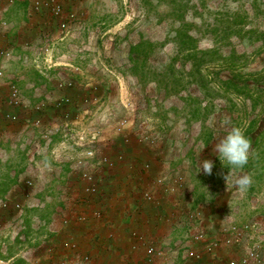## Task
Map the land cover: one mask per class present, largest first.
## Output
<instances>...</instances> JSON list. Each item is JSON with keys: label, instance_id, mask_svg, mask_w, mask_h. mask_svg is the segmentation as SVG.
Instances as JSON below:
<instances>
[{"label": "rangeland", "instance_id": "obj_1", "mask_svg": "<svg viewBox=\"0 0 264 264\" xmlns=\"http://www.w3.org/2000/svg\"><path fill=\"white\" fill-rule=\"evenodd\" d=\"M41 1L43 35L32 44L45 51L26 46L10 51L0 105L8 104L5 96L14 85L21 102L18 109L10 106L9 120L25 129L10 147L23 165L22 222L36 223L45 212L47 258L56 251L51 228L62 233L87 216L102 220L104 178L127 172V151L121 148L138 152L140 145L145 148L140 154L156 158L151 164L130 160L146 184L140 201L156 206L161 213L154 221L164 229L183 228L180 238L188 237L190 212L177 203L191 198V183L199 199L225 200V213L207 223L210 230L264 219V0ZM139 42L140 58L131 60V47ZM224 120L241 127L250 140L247 168L233 171L212 152ZM205 158L214 161L211 175L198 171ZM228 172L250 174L253 182L241 192L226 184ZM112 185L115 194L129 190L123 183ZM167 194L177 203L172 205ZM113 196L123 213V195ZM194 225L203 227L201 218ZM145 236L164 252L154 264H171L165 241ZM77 246L64 238L59 250L78 253L73 264H89L81 257L93 255H80ZM140 251L125 256L134 262Z\"/></svg>", "mask_w": 264, "mask_h": 264}, {"label": "crops", "instance_id": "obj_2", "mask_svg": "<svg viewBox=\"0 0 264 264\" xmlns=\"http://www.w3.org/2000/svg\"><path fill=\"white\" fill-rule=\"evenodd\" d=\"M44 8V1L41 0H0V47L20 52L26 46L34 49L36 53L39 51V54H43L45 47H35L32 42L43 35L44 28L41 22L45 24V16H41L40 12L45 11ZM51 14L59 15L58 12ZM8 66L7 61L4 63L3 70ZM26 84L36 88L34 86L36 83L32 80H28ZM16 107L18 109V106ZM11 110L9 104L0 105V264H58L62 260L64 264H73L78 260V253L74 256L70 251L59 250L64 238L78 243L77 248L80 255L81 253H91L94 257V264H121L122 258L131 254L128 236L135 228L152 237L151 239L155 243L162 244L165 241L166 248L172 250V257L169 259L172 261L171 264H223L229 258H238L242 255L239 248L222 246L217 258L208 259L204 262H196L184 257L187 248H200L202 245L193 242L191 239L184 243L188 237L183 234V238H180V232L183 228H178L177 225L164 229L157 221H154L155 213H161L155 210L156 206L150 203L151 201L149 203L140 201V189L146 184L142 180L140 172L138 176L136 172L138 169L133 170L131 168L130 160H133V164L136 160L132 158L138 159V164L145 161L151 164L156 162V158L152 160L153 154H140V149L144 151L145 148L139 145V147L137 146L139 153L134 152L133 148H121L122 151H127L126 159L129 160L126 173L122 172L124 173L122 175L115 177L109 175L104 178L105 183H107L106 188L110 191L106 192L105 200L102 199L105 201L103 202L105 215L102 220L94 222L91 216H87L86 221L82 220L79 224H72L71 227L63 229L62 233L59 232L58 228H55L56 230L51 228V231H54L51 235L57 239L50 245L56 251L55 256L47 258L48 254L45 255V212L36 223H29L28 221L25 224L22 222L23 214L21 211H17L13 207L15 202L23 200L21 195L23 177L21 168L23 165L11 154L10 147L12 141L16 140L25 129L24 125H18V122L12 126V121L5 118V114L13 116ZM30 119H27L26 125ZM8 122L11 124H7ZM25 133L29 132L26 130ZM13 145L16 147L15 143ZM113 183H123L125 188L129 187V190L123 188L126 192L115 194ZM191 187V198L188 201L179 199L180 204L177 203L173 194H167L170 198L169 202L172 205L176 202L181 209L184 206L186 214L199 212L203 228L208 231L206 240H209L219 226L210 230L211 226H208L207 223L211 219L217 221L223 216L226 206L222 202L224 203L225 200L222 202L218 199L212 200V197L211 199H199L196 196V185L191 183ZM117 194L123 195L121 201L125 200L124 202L127 203V208L123 209V213L120 211L123 208L122 204L112 200V196L116 197ZM32 205L33 207H40L41 204L33 203ZM95 205L97 208L98 204L95 203ZM35 209L32 208L28 211H35ZM257 220L260 221L264 231V219L258 217ZM59 235L64 238H58ZM258 237H260L261 251L264 254V235H258ZM128 258L129 264H132L130 255Z\"/></svg>", "mask_w": 264, "mask_h": 264}, {"label": "built area", "instance_id": "obj_3", "mask_svg": "<svg viewBox=\"0 0 264 264\" xmlns=\"http://www.w3.org/2000/svg\"><path fill=\"white\" fill-rule=\"evenodd\" d=\"M53 9L57 11L58 7L54 6ZM10 56L11 53L8 48L0 47V83L4 77L2 63L4 60L9 59ZM5 100L13 107L18 106L21 102V95L14 85H11L7 90ZM12 117L13 116L10 114H5V118L9 119ZM28 183L30 184V182ZM149 196H147V199H150ZM13 207L17 211L22 210V206L19 202H15ZM189 214L187 228L189 230L188 238L202 246L200 248H187L184 254L185 258L196 262H204L208 259L217 258L220 247L224 246L229 248H239L242 251V255L238 258H229L223 264H264V254L261 251L260 245L261 240L260 237H258V233L262 230L260 221L250 220L241 223L233 221L228 224H223L215 230L209 240H206L208 231L205 230L202 225H194V222L199 219V212H190ZM130 234V251H138L140 248L142 249V251L137 254L138 258L134 259L132 264H135V262H137V264H154V261L156 262L159 258L164 257V252L160 246L157 248L153 242L147 241L148 239H146V236L143 233L140 234L133 230ZM143 256L146 257L144 260H142ZM81 259L83 262L94 264V259H92V256L90 255L87 256L85 254ZM128 259V256L123 257L121 264H129ZM146 259H148V261Z\"/></svg>", "mask_w": 264, "mask_h": 264}, {"label": "clouds", "instance_id": "obj_4", "mask_svg": "<svg viewBox=\"0 0 264 264\" xmlns=\"http://www.w3.org/2000/svg\"><path fill=\"white\" fill-rule=\"evenodd\" d=\"M222 128L223 133L215 140L212 152L218 157L222 165L228 166L227 168H231L233 171L243 169L250 157V140L241 127L231 125L228 120L222 122ZM213 167V160L200 159L198 171L202 169L205 175H211ZM224 179L226 184H231L241 192L246 191L253 182L252 176L247 173L229 175L228 172Z\"/></svg>", "mask_w": 264, "mask_h": 264}, {"label": "trees", "instance_id": "obj_5", "mask_svg": "<svg viewBox=\"0 0 264 264\" xmlns=\"http://www.w3.org/2000/svg\"><path fill=\"white\" fill-rule=\"evenodd\" d=\"M187 37L189 38V36H187ZM140 46H142V43L139 42L137 45H134L131 47V51H130L131 54L129 55L131 60H135V61L139 60L140 57H139L138 52H136V50H138ZM144 57H146V56L144 55ZM257 136H255L254 138H256ZM247 167H248V165L244 166V168H247Z\"/></svg>", "mask_w": 264, "mask_h": 264}]
</instances>
